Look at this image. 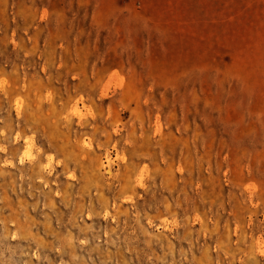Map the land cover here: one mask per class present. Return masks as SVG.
Instances as JSON below:
<instances>
[{
  "label": "rangeland",
  "instance_id": "obj_1",
  "mask_svg": "<svg viewBox=\"0 0 264 264\" xmlns=\"http://www.w3.org/2000/svg\"><path fill=\"white\" fill-rule=\"evenodd\" d=\"M0 264H264V0H0Z\"/></svg>",
  "mask_w": 264,
  "mask_h": 264
}]
</instances>
